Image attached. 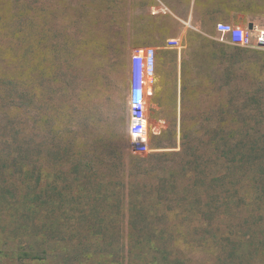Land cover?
Wrapping results in <instances>:
<instances>
[{"label": "rangeland", "instance_id": "obj_1", "mask_svg": "<svg viewBox=\"0 0 264 264\" xmlns=\"http://www.w3.org/2000/svg\"><path fill=\"white\" fill-rule=\"evenodd\" d=\"M13 1L0 0V19L22 16L2 6ZM19 1L39 3L29 12L39 24L37 28L0 24V159L7 162L0 168V182L21 183L8 158L23 154L25 145L32 151L30 157H35L33 147L38 145L37 164L43 175L56 176L60 182L54 155L65 152L63 147L69 149L65 143L70 141L72 169L79 165L85 172L82 164L100 153L106 173L103 180H123L132 185L131 192L153 198L145 208L156 215L153 212L146 222L137 224L167 234L165 242L156 239L171 247L184 264H226L227 255V264H236L238 254L245 257L243 261L264 264L250 256L248 248L249 243L264 238V213L263 219L256 215L262 211L264 196L254 198L246 187L250 163L245 162L242 168L230 163L226 170L214 155V150L221 148H264V49L243 48L221 39L216 21V33H175L191 30L193 21L179 19L172 10L182 13L191 6L168 7L164 0ZM214 1L193 0L194 9L211 12ZM225 1L229 11L223 8L220 14L237 9L244 20L264 24V0ZM159 2L167 6V13L151 14L150 6ZM200 16L205 20V15ZM166 26L174 33H163ZM139 46L155 48V65L158 60L164 62L166 51L174 84L171 118L153 116L151 96L147 99L146 153L129 132L130 55ZM161 46H167L166 50ZM17 73L29 90V85L36 87L35 102L27 104L26 95L25 100L18 99L20 94L12 91L9 79ZM232 158L230 161L240 160L239 154ZM189 176L210 179L204 184L202 178L191 187ZM75 177L72 172V190ZM215 177L216 182L210 181ZM35 182L34 177L26 181L33 193L50 191L45 178ZM9 188L0 189V264H73L76 240L66 238L70 232L62 237L56 230L45 231L42 223H49L42 211L16 214L7 201L14 192L22 200L28 190ZM105 195L96 201L97 209H105V226H111L126 209L111 205L114 200ZM183 195L192 201L183 206L189 213L172 214L174 205L162 199ZM197 197H202L204 206L198 204ZM67 201L71 208L72 197L67 196ZM163 210L171 217L158 215ZM59 214L55 207L52 219ZM199 216L202 220L197 221ZM117 220L125 227L123 217ZM120 240L110 237L112 246ZM65 246L69 248L66 253Z\"/></svg>", "mask_w": 264, "mask_h": 264}, {"label": "trees", "instance_id": "obj_2", "mask_svg": "<svg viewBox=\"0 0 264 264\" xmlns=\"http://www.w3.org/2000/svg\"><path fill=\"white\" fill-rule=\"evenodd\" d=\"M38 4L37 1L20 2L19 0L3 3L2 6L7 8V10H15L11 13H22V16L17 19H0L1 26H6L7 24L12 25L14 23L13 25L17 27L27 24L37 28L39 23L30 17L29 12ZM44 26H48V22H45ZM17 70L20 71L22 68L20 69L17 67ZM52 73L54 74V70ZM18 75L19 73L9 79V83L11 82L12 84V91L16 90L20 94L18 99L25 100L26 98L24 95H26L28 98L27 104L35 102L38 96V91L35 90L36 87L29 85L31 87V90H29L25 85L26 80L20 79ZM69 142L70 141H66L65 143L69 146V149L63 147L65 152H57L54 155L56 168L58 169L56 172L60 176V182H58L56 176L53 179V177L47 178L48 175L45 173L43 175L39 163L37 164V160H40V151L36 149L38 145L33 147V154L35 157H30L32 151L29 150V145H25V150L22 151L23 154L9 155L8 159L10 161V166L13 167L12 173L16 175L17 179H20L21 183L18 184L17 181L6 180L8 183L0 182V189L10 191L9 186L21 189L25 188L28 190V194H23L22 200H18L16 198L17 194L15 192H10L12 197L11 200L7 201L8 206L11 207L16 214L42 211L47 218V223H49H42L45 231L53 232V230H56L62 237H65V234L62 233L70 232L69 237L66 238L76 240V243L72 244V250L77 252V254H75L76 256L72 258V260H74L73 264H184L183 258L173 252L170 249L171 247L169 248L165 245L164 242L168 238L167 234H164L163 231L155 227L145 230L143 225L137 224L141 221L146 222L150 216H152V213H155V211H147L145 208L148 207L150 202H153V198L139 195L137 192H131L130 187L132 185H125L123 180L118 179V183L112 180H103L106 173L102 168L104 157L100 153L88 157L89 161L82 164V169H85V172L79 168V165H75L72 169V150ZM57 143L60 146L63 145L60 138ZM51 146L56 147L57 145L56 143H52ZM233 154H239L240 160L236 162L230 161ZM214 155L216 158H219L218 161L221 159L220 165L225 166L226 170H230V163L238 164L239 168H242L245 162L250 163L248 166L246 187L251 193L255 194L254 198L260 195L264 196V148H221L214 150ZM5 161L6 159H0V168H2V164H4V168L7 166V162ZM63 165L69 167L64 169ZM195 169L193 172H198L199 168L196 167ZM72 172L76 175L74 179L76 188L74 190H72ZM203 172L204 170L202 169L201 173ZM227 175L229 176V174ZM89 176L91 177L89 178ZM33 177L36 180L35 184H37L39 180L41 181V179L45 178V180L49 182L46 186L50 191L33 193L34 190L31 189L32 186L30 183L28 185L29 187H26V181L29 182ZM85 178L88 179L85 180ZM202 178L204 184H207L206 181L210 179L209 177L205 178L199 176L193 179V177L189 176L188 183L191 187H195ZM217 180L218 178L215 177L210 181L216 182ZM228 181L231 180L229 179ZM30 192L32 194H30ZM102 192L103 194H101ZM105 194L108 195L106 198L114 200L111 205H115L118 209H126V212L118 216L123 217L125 220V227L122 225L121 221L117 220L118 217H115L116 220H113V225L105 226L106 222L104 219L107 217L105 209L102 207L98 210V203L96 202L100 197L106 196ZM67 196L72 197V203L77 205L76 207H74V205L71 208L68 206ZM41 199L42 203H39ZM162 201L166 203L169 201L174 205L172 214L184 216L185 213H189V211L185 209V207L183 208V206H187L192 202L187 195L174 196L173 198L168 196L167 199L164 198ZM93 202H95V204H93ZM197 202L200 206H204L202 197H197ZM205 205L209 206L210 203L206 202ZM107 206L110 207L109 205ZM177 206L181 209H176ZM260 206H262V211L256 215H259L261 217L260 219H263L264 201L260 203ZM55 207L60 209V214L58 217L56 216V218L52 219ZM102 209L104 210L102 211ZM193 212L192 214L195 215L198 213H196V211ZM200 214H203V212L200 211ZM158 215L171 217L169 211L166 210L161 211ZM195 219L197 221L202 220L200 216ZM82 223H84V225ZM58 226H60L62 230L57 228ZM116 236L121 237L120 243L117 246H112L110 237L113 238ZM157 237L163 238L164 242H158L156 239ZM63 248L65 253L69 251V248L66 246ZM248 248L250 256L252 255L262 262L264 261V238L258 240L256 244L249 243ZM243 253L244 251H242V254ZM232 254L233 253H230V256H232ZM112 257L114 258L112 259ZM229 258L230 257L227 255L225 260L226 264ZM237 258L238 261H235L236 264H244L246 261H243L245 257L241 254H238ZM246 264L256 263H249L246 261Z\"/></svg>", "mask_w": 264, "mask_h": 264}, {"label": "built area", "instance_id": "obj_3", "mask_svg": "<svg viewBox=\"0 0 264 264\" xmlns=\"http://www.w3.org/2000/svg\"><path fill=\"white\" fill-rule=\"evenodd\" d=\"M149 10L155 15L167 13L168 8L159 2L151 5ZM215 30L221 39L235 46L264 49V24L260 26L252 24L248 27L219 21L215 23ZM155 55V48L152 46L135 47L130 55L132 83L129 95V132L143 153L149 150L146 146L148 121L146 105L152 93V85L149 87L148 84L153 83Z\"/></svg>", "mask_w": 264, "mask_h": 264}, {"label": "crops", "instance_id": "obj_4", "mask_svg": "<svg viewBox=\"0 0 264 264\" xmlns=\"http://www.w3.org/2000/svg\"><path fill=\"white\" fill-rule=\"evenodd\" d=\"M165 4L169 7L171 5H188L191 6L185 12L172 10L173 14L178 17L179 19H188L189 21H193L192 29L191 30H181L180 32L177 31L175 33H216L213 29L214 21L219 22H233L232 24H242L243 26H251L252 24H256L252 20H244V17L241 12L237 9L235 11L229 12V14H220L223 8L228 9V1L225 0H217L212 3L211 12L207 11L208 9L202 8L200 12L194 9V2L193 0H179L176 3H172L170 0H164ZM190 2L191 4H189ZM226 11V10H225ZM219 12L217 16V13ZM172 13V12H171ZM205 15V20L201 19L200 15ZM229 18V19H227ZM226 20V21H223ZM203 21V22H202ZM207 22H209L207 24ZM211 28H207L208 26ZM258 25V24H256ZM259 26V25H258ZM163 33H174L169 28L164 29ZM160 48H164L166 50L167 46H161ZM164 62L157 61L155 68H154V77H153V86H152V93H151V108L153 116L157 118H171L173 116V109H172V102H173V95H174V84H173V77H172V63L171 61H167L166 51L164 52Z\"/></svg>", "mask_w": 264, "mask_h": 264}, {"label": "water", "instance_id": "obj_5", "mask_svg": "<svg viewBox=\"0 0 264 264\" xmlns=\"http://www.w3.org/2000/svg\"><path fill=\"white\" fill-rule=\"evenodd\" d=\"M248 27H250V26H248Z\"/></svg>", "mask_w": 264, "mask_h": 264}]
</instances>
